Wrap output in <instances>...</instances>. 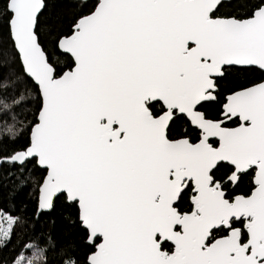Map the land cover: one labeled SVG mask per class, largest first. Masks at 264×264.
<instances>
[{
	"label": "snow or ice",
	"instance_id": "obj_1",
	"mask_svg": "<svg viewBox=\"0 0 264 264\" xmlns=\"http://www.w3.org/2000/svg\"><path fill=\"white\" fill-rule=\"evenodd\" d=\"M0 264H264V0H0Z\"/></svg>",
	"mask_w": 264,
	"mask_h": 264
},
{
	"label": "trees",
	"instance_id": "obj_2",
	"mask_svg": "<svg viewBox=\"0 0 264 264\" xmlns=\"http://www.w3.org/2000/svg\"><path fill=\"white\" fill-rule=\"evenodd\" d=\"M59 227H60V225H59V224H57V226H56L57 230H59Z\"/></svg>",
	"mask_w": 264,
	"mask_h": 264
}]
</instances>
